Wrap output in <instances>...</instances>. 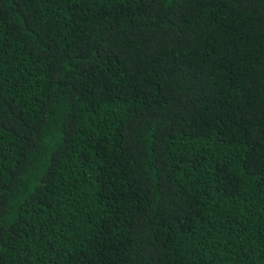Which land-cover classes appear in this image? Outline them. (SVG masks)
I'll return each instance as SVG.
<instances>
[{
	"label": "trees",
	"instance_id": "obj_1",
	"mask_svg": "<svg viewBox=\"0 0 264 264\" xmlns=\"http://www.w3.org/2000/svg\"><path fill=\"white\" fill-rule=\"evenodd\" d=\"M0 264H264V0H0Z\"/></svg>",
	"mask_w": 264,
	"mask_h": 264
}]
</instances>
